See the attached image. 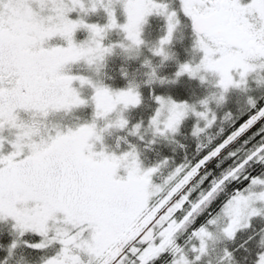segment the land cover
Masks as SVG:
<instances>
[{"label":"snow or ice","instance_id":"obj_1","mask_svg":"<svg viewBox=\"0 0 264 264\" xmlns=\"http://www.w3.org/2000/svg\"><path fill=\"white\" fill-rule=\"evenodd\" d=\"M32 3L43 7L45 0H0V133L6 127L18 129L15 140L7 141L0 135V219L11 220L24 245L34 251L42 252L51 245L57 246L58 251L45 264H125L126 261L128 264H152L160 260L169 248L179 253L181 248L176 232L189 222L195 223L192 217L198 211L203 214L202 210L210 206L214 194L239 168L189 204L193 194L198 195L191 186L199 183L202 187L205 184L208 178L201 179V169H214L216 156L253 125L264 120V107H258L257 102L249 100L253 114L248 119L207 154H201L187 166L179 164L175 172L183 179L173 189V193L181 189L173 201L175 212L169 205L166 210L168 216L158 213L147 218L141 216V212L148 198V187L152 176L167 164V159L142 169L134 146L121 156L93 151V141H102L95 123L81 125L66 134L57 132L48 141L37 143L31 140L33 126L20 121L19 112L35 111L46 116L49 111H70L86 106L88 101L81 98L73 87L75 81L81 86L88 84L93 87L91 99L95 105V118L106 117L117 104H123L125 108L139 106L140 93L132 87L113 92L108 87L92 85L85 77L65 74L63 68L80 60L92 64L102 60L104 54H110L112 48L102 44L105 28L119 27L133 45L143 44L141 25L152 14L164 16L167 23V33L159 42L161 47L154 50L155 55L168 59L163 46L171 43L174 30L181 22V14L190 21L196 36L194 44L202 54L200 64L195 68L188 63L181 64L177 77L187 74L195 78L203 70L216 73L219 77L217 85L225 92L232 87H241L256 67L249 64L248 59L252 56L264 58V0H181L179 13L169 11L168 5L157 0H126V23L118 24L114 10L106 7L108 24L105 28L83 20H69L63 15L59 24L46 25L32 8ZM73 4H80L83 9L81 0H73ZM92 11H96L95 7ZM80 28L90 32L89 43L78 44L75 41V33ZM56 36L66 42V47H41L33 51L37 43L42 44ZM233 72L239 73V80L233 78ZM13 75L16 79L10 83ZM155 102L159 107L149 123L160 136L166 132H177L191 106L186 100L176 102L169 98L165 101L160 95L155 96ZM165 106H168L169 117L161 129L159 116ZM191 110L193 115L207 120L205 113ZM214 121L213 116L207 120L206 127H211ZM127 124L123 116L116 122L120 128ZM135 127L139 129L140 125ZM201 131L203 129L196 127L192 134L198 135ZM5 142L11 148L6 155L2 151ZM25 148L29 150L27 154ZM250 161L264 166V142L239 167ZM122 166L125 175L118 174ZM256 185L264 186V179L252 178L250 186L244 192L236 191L223 202L220 210L224 209L229 216L235 214L239 217L246 211L249 217L260 215L264 210L251 207L253 202H264V191H251V186ZM185 207L187 212H183ZM173 215L179 219H169ZM211 215L191 233L200 242V255L195 257L196 260L206 252L205 240L210 233L204 225L214 223ZM158 222H162V230L159 233L161 239L157 242L151 229ZM53 223L66 227L52 231L50 225ZM239 225V219H233L224 229L225 235L234 239ZM247 227H251L250 219ZM129 240L131 247L120 246ZM11 247H16L15 241ZM226 255L231 257L232 253L227 252ZM0 264H6L5 259L0 258ZM172 264L190 262L180 255ZM255 264H264V252L257 254Z\"/></svg>","mask_w":264,"mask_h":264},{"label":"rangeland","instance_id":"obj_2","mask_svg":"<svg viewBox=\"0 0 264 264\" xmlns=\"http://www.w3.org/2000/svg\"><path fill=\"white\" fill-rule=\"evenodd\" d=\"M81 2L83 9L80 4H73V0H45L43 7L37 3H32L31 6L46 25L59 24L63 15L69 20H83L87 24L105 28L108 24L106 7L114 10L118 24L122 25L127 21L125 13L126 0H81ZM157 2L166 5L176 2V5H170L168 10H176L178 13L182 7L181 0H157ZM93 7L96 9L95 12L92 11ZM180 19L181 22L174 30L171 43L163 46L168 59L154 54V50L161 47L159 43L161 38L167 33V23L164 16L152 14L141 25L140 39L143 40V44L138 47L133 45L130 40L126 39V33L119 27L105 28L102 44L104 47L112 48L110 54H104L102 60L98 59L92 64L80 60L66 64L63 68L65 74L85 77L91 81L92 85L108 87L113 92L132 87L140 93L141 103L139 106L125 108L123 104H117L115 109L106 117L95 118V105L91 99L94 94L93 87L88 84L81 86L78 81H75L73 87L77 89L81 98L88 101L86 106L73 108L70 111H49L46 116L35 111L19 112L20 121L33 126L34 134L31 140L37 143L41 140L48 141L50 137H55L57 132L66 134L69 130L75 131L81 125L95 123L96 132L102 137V141H93V151H104L108 154L121 156L123 153L131 151L134 146L142 169L153 167L160 164L162 160L167 159V164H163L158 172L152 176V183L148 187V198L141 212V216L146 218L155 216L158 213L168 216L166 210L169 205L173 207L175 212V204L173 203L175 197L171 198L173 190L164 196L159 205L152 210H150L149 201L153 195L159 193L163 188L168 180L167 176L179 164L184 163V156L180 152L187 148V143L200 145L202 142L209 140L221 128L220 126L223 123L230 122L236 115L243 112L250 105L249 100L256 101L259 96L264 94V67H260V65H264V58L256 56L248 59V63L256 67L254 71L248 74L247 83L241 87H232L227 92L218 87L219 77L214 72L200 70L195 78H190L187 74L177 77L176 72L181 64L188 63L195 68L200 64L202 57L200 50L195 47L196 36L189 27V21L182 14ZM74 39L78 44H87L90 42L91 34L87 29L80 28L76 31ZM210 46L214 47L215 45L210 44ZM41 47L45 49L66 47V42L61 37L56 36L50 40H45L42 44L37 43L33 51H38ZM234 51L237 50L234 49ZM232 76L235 80L240 79L238 72H233ZM15 79L16 77L13 75L10 83H14ZM176 88L180 89V92L187 97L199 96V99L190 102V99L180 92L175 93ZM157 95L164 97L165 101H168L169 98L176 102L186 100L190 106L201 102L208 107L205 109L203 106H198L199 109L193 108L195 112L205 113L207 120H211L214 116L215 121L211 127H206L207 120L190 112L191 114H188L184 122L188 125V131L193 128L192 131L188 133L186 125L183 132L182 130L175 133L166 132L164 136H160L155 127L149 123L150 118L159 107L155 102V96ZM214 103H217V105H213V109L210 108ZM211 109L213 110L212 113H210ZM121 116L129 120L130 124L135 120L137 121L131 132L127 128L116 126V122ZM168 117V106H165L161 109L159 116L161 129H163L164 122ZM137 124L140 125L139 129L135 127ZM257 124L264 126V120L255 125ZM196 127L203 129V131L199 132L198 135H193L192 133ZM17 131V128L6 127L0 135H3L7 141H11L16 139ZM151 138L158 139L156 144H148L150 141L148 139ZM146 141L147 143H145ZM159 147L170 150L168 157L158 155V150L163 151ZM150 149L154 151V154L151 153ZM2 151L5 155L11 151L7 142H5ZM28 151V148L24 149L25 154ZM158 161L160 162L158 163ZM118 174H126L123 166ZM229 174L230 172L227 175ZM254 178L264 179V173ZM217 182H214L212 186ZM249 186L250 184L247 187ZM191 187L198 195L194 193L195 196L188 201L189 204L194 203L207 192L204 191V186L201 187L199 183L193 184ZM245 188L240 191L244 192ZM223 189L224 186L218 190L217 194H214L212 202L215 201ZM251 191L257 193L264 191V186H251ZM244 194L247 195L246 192ZM162 206H164L163 210L157 211ZM208 207H205L202 211L205 212ZM251 207L264 210V202H253ZM187 211L188 208L183 209V212ZM199 215L198 211L192 217V220ZM169 219L178 220L179 217L173 215ZM211 219L214 223L204 225L210 233V237L205 240L206 252L201 256V258L207 259L208 264H221L225 260L229 262L230 257L226 253L229 252V248L231 249L237 244L249 242L251 244L252 241L253 244L264 243V211L253 217H249V212L246 211L237 217L235 214L229 216L224 209H221ZM233 219H239L240 225L234 239H230L225 235L224 229ZM249 219L251 227H247ZM189 223L177 231L175 236H179L180 232L186 229ZM161 224L162 222H158L151 229L153 239L157 242L161 239L159 236L162 230ZM50 227L52 231H55L58 227L66 226L53 223ZM12 241L16 242L15 248L11 247ZM136 245L139 246V241L136 242ZM120 246L131 247L132 242L130 240L122 242ZM183 246L186 249H181L179 253H175L171 263L167 264H172L180 255L185 256L191 264L192 261L196 260L195 257L200 255L198 251L200 242L197 237L193 236L188 245L185 243ZM194 248L197 251H193ZM169 250L172 249L169 248ZM57 251L58 247L55 245L47 247L42 252L26 247L19 233L13 228L12 221L0 219V258L5 259L6 264H45V261L50 256L55 255ZM261 252H264V248ZM126 264H128L127 261Z\"/></svg>","mask_w":264,"mask_h":264},{"label":"trees","instance_id":"obj_3","mask_svg":"<svg viewBox=\"0 0 264 264\" xmlns=\"http://www.w3.org/2000/svg\"><path fill=\"white\" fill-rule=\"evenodd\" d=\"M174 4V3H173ZM170 3V5H173ZM191 28V26H190ZM173 91V90H170ZM175 93H179L180 89L176 88L174 90ZM181 93V92H180ZM183 94V93H181ZM184 95V94H183ZM187 97L186 95H184ZM190 99V102H192L194 99H199V96H193V97H187ZM258 107H262L264 105V94L262 96H259L256 101ZM213 105H217V103H214L211 105L210 108L213 109ZM207 108L204 104L199 102V104H192L190 107V111L188 114H191V109L198 108L199 107ZM209 109V108H208ZM211 112L212 113V110ZM193 114V113H192ZM253 114L252 106L249 105L243 112L239 113L234 117L230 122L223 123L216 133L207 141L202 142L200 145H194L190 142L187 143V148L180 152L184 156V165L187 166L189 162H194L198 156L201 154H207L210 152L218 143H220L223 139H225L232 131L235 130L236 127L239 126L240 123L245 121L249 118V116ZM126 127L128 131H132L133 125L137 123L135 120L133 123H129ZM185 121V120H184ZM182 122L179 126V131L184 130L186 127V123ZM197 123V122H196ZM263 124V122H261ZM260 123V124H261ZM190 129V131H192ZM187 131H188V125H187ZM188 131V133L190 132ZM150 140L148 144H156L158 139H148ZM147 140V141H148ZM245 140H247V143H245ZM264 140V126L261 125H253L242 137L236 139L232 144H230L228 147H226L218 156L215 157V163L216 167L214 169H201V177L202 179L207 176V181L205 182L204 191H207L210 187H212L214 182H217L221 180L224 176H226L229 172L233 173L234 169L239 168V171L235 173V175L229 176V179L224 184V189L220 193V195L213 201L210 206L206 209L205 212H203L202 215L197 216L195 219V223H189L188 227L184 229L182 232H180L179 236L176 237L180 248L186 249L183 245L185 243H188L193 239V236L191 235L192 231L200 226V224L207 218H209V214L211 213V218L213 215L218 213L220 210L222 204L224 201L229 199L236 191H240L247 187L250 184V181L252 178L261 175L264 173V166L261 164H257L255 161L248 162L244 167L240 168L239 166L246 160V158L255 150V148L261 144ZM147 141L145 143H147ZM153 141H155L153 143ZM163 151L158 150V155L162 157H168V154L170 153L169 149H163ZM149 150V149H148ZM151 150V153L154 154V151ZM156 153V152H155ZM163 161V160H162ZM160 161H158L159 163ZM247 176L248 179L245 180L244 177ZM168 180L164 184L163 188L157 193L156 195H153L149 201L150 210L155 208L159 203L163 200L164 196H166L170 191L176 188L177 185H179L183 179V177L180 174H177L175 170L167 176ZM236 177H239L237 179ZM181 193V189H177L176 193H172L171 198L175 197L176 195H179ZM194 194L192 196V199L194 198ZM170 198V199H171ZM164 206L157 209V211L163 210ZM186 209V207H185ZM206 225V224H205ZM253 242V241H252ZM251 242L246 244H237L233 248H229V252L232 253V256L230 257V261H226L221 264H255L257 254L260 253L264 248V243H256L253 244ZM183 246V247H182ZM175 255V253H172V250L168 251L161 257L160 260L153 261L152 264H167L171 263L172 257ZM126 264V262H125ZM191 264H208L207 259H204L203 257L199 260H194L191 262Z\"/></svg>","mask_w":264,"mask_h":264},{"label":"flooded vegetation","instance_id":"obj_4","mask_svg":"<svg viewBox=\"0 0 264 264\" xmlns=\"http://www.w3.org/2000/svg\"><path fill=\"white\" fill-rule=\"evenodd\" d=\"M176 3V2H175ZM189 21V20H188ZM189 23V27L191 26V24H190V21L188 22Z\"/></svg>","mask_w":264,"mask_h":264}]
</instances>
